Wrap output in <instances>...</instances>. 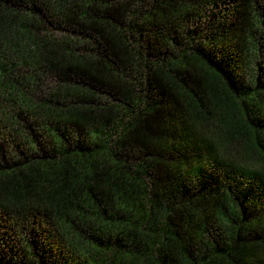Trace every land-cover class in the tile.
Segmentation results:
<instances>
[{
    "label": "trees",
    "instance_id": "obj_1",
    "mask_svg": "<svg viewBox=\"0 0 264 264\" xmlns=\"http://www.w3.org/2000/svg\"><path fill=\"white\" fill-rule=\"evenodd\" d=\"M0 264H264V0H0Z\"/></svg>",
    "mask_w": 264,
    "mask_h": 264
}]
</instances>
